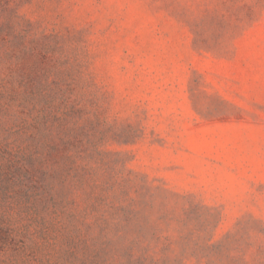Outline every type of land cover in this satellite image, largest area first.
I'll list each match as a JSON object with an SVG mask.
<instances>
[{
  "label": "rangeland",
  "instance_id": "1",
  "mask_svg": "<svg viewBox=\"0 0 264 264\" xmlns=\"http://www.w3.org/2000/svg\"><path fill=\"white\" fill-rule=\"evenodd\" d=\"M0 264H264V0H0Z\"/></svg>",
  "mask_w": 264,
  "mask_h": 264
}]
</instances>
